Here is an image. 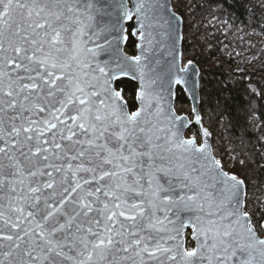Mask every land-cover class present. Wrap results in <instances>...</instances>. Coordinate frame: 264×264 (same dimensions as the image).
Masks as SVG:
<instances>
[{
    "label": "snow or ice",
    "instance_id": "6c2138e0",
    "mask_svg": "<svg viewBox=\"0 0 264 264\" xmlns=\"http://www.w3.org/2000/svg\"><path fill=\"white\" fill-rule=\"evenodd\" d=\"M180 24L167 0H0V264H264V208L169 104Z\"/></svg>",
    "mask_w": 264,
    "mask_h": 264
},
{
    "label": "trees",
    "instance_id": "16d2710c",
    "mask_svg": "<svg viewBox=\"0 0 264 264\" xmlns=\"http://www.w3.org/2000/svg\"><path fill=\"white\" fill-rule=\"evenodd\" d=\"M172 3L183 21L182 56L199 68L201 123L212 135L214 150L232 156V171L247 181L248 199L264 208V141L260 136L264 134V9L259 7L260 0H172ZM225 32L229 33L227 40ZM240 37L243 44L237 47ZM241 47L243 60L235 55ZM232 48L235 51L229 63ZM124 50L134 54L131 43ZM118 85L129 103H133L135 84L122 79ZM182 95L178 89L179 102ZM240 160L249 163L242 166Z\"/></svg>",
    "mask_w": 264,
    "mask_h": 264
},
{
    "label": "water",
    "instance_id": "95a60500",
    "mask_svg": "<svg viewBox=\"0 0 264 264\" xmlns=\"http://www.w3.org/2000/svg\"><path fill=\"white\" fill-rule=\"evenodd\" d=\"M167 2L171 6L172 11H174L173 8H172L171 0H167ZM127 24H131L132 27H135V18H133L132 21L126 22L125 23V27H126ZM180 35L182 37V20H181V24H180ZM133 39H135V38H133ZM181 44H182V39H180L178 41V43H177V54H178V57L181 56ZM122 47L124 48L125 45H122ZM136 51H137V49L134 48V53H136ZM126 54L127 55H131V54H128V53H126ZM185 66H187V63L185 64ZM198 76H199V68L193 62L192 63V66L190 68V71H189V75L187 77L188 84L186 86L185 85H179V86H175L173 88V95L171 96V98L169 100V104L171 105V107H172L175 115L181 121H186V123L184 124V127H183V136L185 137L184 133H185L186 129H188L191 126H194L195 129H196V131L198 132L199 139H200V143H203V141L205 140V137L203 136V132L204 131H207V129H205V127L201 123L200 102H199V92H198V89H199V79H198ZM122 79L130 80L136 86V81H134V80H132L130 78H122ZM175 89H180V91L183 93L186 101L188 102L189 108H190L189 112H190V114L193 117L192 121L190 120V118L187 115L177 114V112L175 111V109H174ZM135 90H136V88H135ZM197 115L200 117L199 122H197V120H196V116ZM206 139H207V141H208V143H209V145L211 147V150H212V143H211L212 141H211V135H210V133H209V135H208V137ZM212 152H213V150H212ZM185 233H186V236L190 238L191 228L185 229ZM194 243L195 242L193 241L191 246H194Z\"/></svg>",
    "mask_w": 264,
    "mask_h": 264
},
{
    "label": "rangeland",
    "instance_id": "374dc122",
    "mask_svg": "<svg viewBox=\"0 0 264 264\" xmlns=\"http://www.w3.org/2000/svg\"><path fill=\"white\" fill-rule=\"evenodd\" d=\"M171 2H172V0H171ZM172 6H173V3H172ZM254 6H255V4H254ZM188 22H190V19H189ZM126 27H127V28H131L132 25H131V24H127ZM191 29L194 30V26H192ZM184 38H185V37H183V33H182V41H183ZM181 47H182V44H181ZM225 52L227 53V49H226V48H225ZM131 55H132V54H131ZM180 59H181V62H182L184 65L189 61L188 59H186L185 57L182 56V50H181V56H180ZM237 66L239 67V62H238V64H237ZM263 66H264V63H263ZM254 67H255V63L251 65V68H254ZM239 68H240V67H239ZM198 79H199V76H198ZM177 92H178V89H175V98H174V109H175V111L177 112V114H184V115H187V116L190 118V120L192 121L193 117H192V115H191L190 112H189L190 108H189V104H188V102L186 101L184 95H182L183 100H181V102H179V101L177 100ZM180 92H181V91H180ZM181 93H182V92H181ZM182 94H183V93H182ZM202 125H203V124H202ZM203 126H204V125H203ZM204 127H205V126H204ZM205 129H206V127H205ZM207 131H208V130H207ZM208 132H209V131H208ZM209 133H210V132H209ZM184 135H185L186 138L195 137L196 140H197V142L200 143V139H199L198 132L196 131V129H195L194 126H191V127H189L188 129H186ZM210 135H211V133H210ZM260 136H261V139L264 141V134H261ZM211 141H212L211 143H212V150H213L214 155L217 156V158L221 159V160L224 162V170H225V171H228V172H233L234 170H233V168H232V166H231L232 163H234V162H233V158H232V156H231V155L228 156V154H227V155H225V154L222 155V154H220V152H216V150H214L215 148H214V143H213L212 135H211ZM263 154H264V152H263ZM232 170H233V171H232Z\"/></svg>",
    "mask_w": 264,
    "mask_h": 264
},
{
    "label": "bare ground",
    "instance_id": "6f19581e",
    "mask_svg": "<svg viewBox=\"0 0 264 264\" xmlns=\"http://www.w3.org/2000/svg\"><path fill=\"white\" fill-rule=\"evenodd\" d=\"M172 3V2H171ZM172 8H173V6H172ZM173 10H174V8H173ZM175 11V10H174ZM176 12V11H175ZM181 20H182V18H181ZM182 31H183V21H182ZM183 33V32H182ZM198 92H199V89H198Z\"/></svg>",
    "mask_w": 264,
    "mask_h": 264
}]
</instances>
